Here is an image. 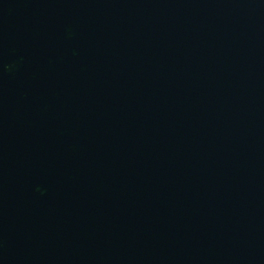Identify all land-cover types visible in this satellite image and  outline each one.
Here are the masks:
<instances>
[{
	"label": "water",
	"instance_id": "water-1",
	"mask_svg": "<svg viewBox=\"0 0 264 264\" xmlns=\"http://www.w3.org/2000/svg\"><path fill=\"white\" fill-rule=\"evenodd\" d=\"M0 264H264V0H0Z\"/></svg>",
	"mask_w": 264,
	"mask_h": 264
}]
</instances>
